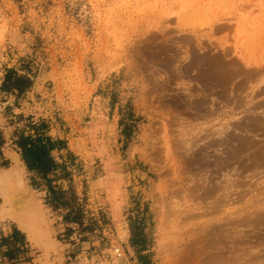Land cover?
I'll return each mask as SVG.
<instances>
[{
  "label": "rangeland",
  "instance_id": "1",
  "mask_svg": "<svg viewBox=\"0 0 264 264\" xmlns=\"http://www.w3.org/2000/svg\"><path fill=\"white\" fill-rule=\"evenodd\" d=\"M8 69L32 85L0 94L5 143L35 124L75 151L77 233L57 230L89 241L80 264L115 243L264 264V0H0Z\"/></svg>",
  "mask_w": 264,
  "mask_h": 264
},
{
  "label": "crops",
  "instance_id": "2",
  "mask_svg": "<svg viewBox=\"0 0 264 264\" xmlns=\"http://www.w3.org/2000/svg\"><path fill=\"white\" fill-rule=\"evenodd\" d=\"M4 93L6 92L0 90V94H4ZM62 133L63 134L58 133V135L52 136V134H50L49 131H46V128L44 127V128L37 129L35 134H31V137H34L35 135L41 137L42 139L41 142L45 143L46 147L50 148V155L52 156L54 161L57 164H59L56 166L55 169L47 173L44 177L40 172H38L35 169L29 171L27 166L25 165V162L22 159V156L20 159L25 165L26 172H28L29 175H31L29 176V182L31 179H33L36 184L35 186L37 187L34 188L30 183H28V185L34 191L35 189L41 190V193H42L41 197H43L42 198L43 201L49 200V199L53 200L52 205H48L46 203L45 204L49 206L47 208L51 211L52 215L55 217L54 218L55 227L59 230V233L61 230L66 231L67 236H68L67 240L69 239L72 241L73 236H76V233H77V231H72L71 229H74L75 226L77 227L78 225L76 221V211L78 210H77V207H75L74 205L65 203L64 199L67 198V196L65 195H67L68 192H65V191L63 192V189L68 188V186L66 185V183L70 181L69 175H68L69 174L68 169H72V171H74V167L76 166L75 163H77V159L73 157L75 155V151L71 148L69 140H67L69 135L66 133L64 134V132ZM2 137H3L4 143L2 146H0V161L1 163H3L4 161L8 162V165L7 166L0 165V168L6 169L10 167V165L12 164V161L10 157L9 146H5L6 143H5L4 136ZM47 137L50 138L49 142H46ZM11 146L13 148L11 149V152L12 151L16 152V150H18L15 144ZM56 154H60L61 157L59 158V157L54 156ZM72 176L74 175L72 174ZM59 226L62 227V229H60ZM14 228H17L21 234L16 239H14L11 236ZM2 237H7L8 240L0 244V264H33L32 262L33 257L40 254V251L36 252L35 251L36 249L30 246L31 243L29 239L27 238L28 236L26 232H24L15 223L10 222L9 220L4 219V221L3 220L0 221V242H1ZM63 241L65 242V244H67L66 246L69 251H70L69 245H71V248H74V246H76V250L74 249L71 250L72 253H74L75 251H80L74 257L69 256L68 264H80V260L83 259L82 255L85 253L84 248H86L83 244H86V243L89 244V241L79 242V239H76V241H73V242H67L66 240H63ZM129 245L131 246V248L134 249V246H136V243L133 245L131 244ZM23 248L25 250H23ZM21 249L23 251H21ZM34 251L35 253L31 256V254ZM126 251H125L124 259L121 260L122 264H154L153 257L149 255L150 253L149 248L139 249L137 251V256L135 258L132 257L133 252L132 254L130 253L129 256L132 257L131 261H128L126 257V254L128 253ZM50 256H53L52 253Z\"/></svg>",
  "mask_w": 264,
  "mask_h": 264
},
{
  "label": "bare ground",
  "instance_id": "3",
  "mask_svg": "<svg viewBox=\"0 0 264 264\" xmlns=\"http://www.w3.org/2000/svg\"><path fill=\"white\" fill-rule=\"evenodd\" d=\"M0 122H2L4 125L3 120H0ZM4 130V134L6 137L7 134L9 135V130L7 127H5ZM6 146H9L12 164L9 168H0V221H4V219L9 220L10 222L15 223L24 232H26L28 236L27 238L31 243L30 246L32 248H35L36 252L40 251L39 255H34L35 257H33L32 260L33 264H68V256H66L67 244H65L58 238V230L55 227L54 217L51 215L47 206H45V204L42 202L40 194L38 192H35L28 185L25 176V165L20 159L21 154L17 150L16 152H11V149L13 148L9 145L8 141L6 143ZM114 211L116 213V208H114ZM199 249H201V247ZM35 251L31 254V256L35 253ZM219 251L220 249L218 250L216 255H219ZM49 253L50 255L52 253L53 256H50ZM200 257L199 261H201ZM210 258L213 259V262L215 261V258ZM207 260L210 259L207 258ZM210 262H212V260Z\"/></svg>",
  "mask_w": 264,
  "mask_h": 264
},
{
  "label": "trees",
  "instance_id": "4",
  "mask_svg": "<svg viewBox=\"0 0 264 264\" xmlns=\"http://www.w3.org/2000/svg\"><path fill=\"white\" fill-rule=\"evenodd\" d=\"M13 70L8 69L6 71V80H4V83L0 86V90L4 92H10V91H16V99H18L26 90H28L31 85L32 81L27 76H14ZM32 130L35 134L37 129L44 128L43 125H33ZM41 137L35 135L34 137H31V134H27L26 132H20L18 137L13 141V143L16 145V147L19 149L22 159L25 162V165L27 166L28 170H37L40 172L43 177L56 168L57 164L52 156L50 155V148L46 147L45 143L41 142ZM50 138H46V142H49ZM4 143L2 133L0 130V146H2ZM2 165L7 166L8 162H3ZM30 184L36 188L35 182L33 179L30 180ZM59 198V197H57ZM51 199L45 200V203L48 205H52ZM20 232L17 228H14L12 231L11 236L16 239L20 236ZM137 236L132 235V244L136 242ZM7 237H2L1 242L7 241ZM143 238H140L139 241L143 242ZM144 249V248H143Z\"/></svg>",
  "mask_w": 264,
  "mask_h": 264
},
{
  "label": "built area",
  "instance_id": "5",
  "mask_svg": "<svg viewBox=\"0 0 264 264\" xmlns=\"http://www.w3.org/2000/svg\"><path fill=\"white\" fill-rule=\"evenodd\" d=\"M83 257V255H82ZM125 257V250L119 243L110 244L108 248L93 250L91 256L87 257V261L92 264H113L114 260H122Z\"/></svg>",
  "mask_w": 264,
  "mask_h": 264
}]
</instances>
